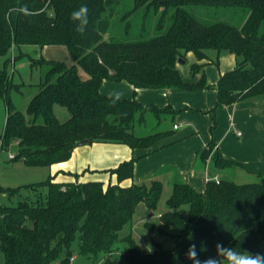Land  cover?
Returning <instances> with one entry per match:
<instances>
[{
  "label": "trees",
  "instance_id": "16d2710c",
  "mask_svg": "<svg viewBox=\"0 0 264 264\" xmlns=\"http://www.w3.org/2000/svg\"><path fill=\"white\" fill-rule=\"evenodd\" d=\"M134 7L121 19L125 27L120 38L114 29L116 9L124 0H0V56L14 46L68 48L75 64L48 61L37 93L25 111L11 98L22 84H13L0 70V100L6 101L7 118L0 131V148L16 150L12 161L50 167L67 161L73 150L93 143L127 144L133 149H150L166 132L138 136L137 125H145L148 114L160 125L173 118L171 107L144 106L137 100L110 98L100 92L104 80L126 81L135 88H205L204 76L197 84L186 83L178 69L188 54L199 60L209 52L235 54L238 66L221 76L217 85V107L249 98H264V0H133ZM27 5L30 15L19 9ZM88 8V24L78 33L73 11ZM241 8L249 11L241 28L225 22L205 24L188 7ZM140 13H143L141 16ZM52 14V16H50ZM135 18L144 20L135 28ZM154 19L157 35L144 38ZM10 60H8L9 62ZM7 62V63H8ZM81 66L89 75L82 80ZM201 66L192 67L196 73ZM69 117L61 121L56 108ZM217 169L231 166L211 144L210 154ZM136 159L122 163L113 173L117 184L101 182H46L17 188L0 187L15 205L0 206V252L5 264H70L74 245L78 254L93 264H119L113 259L121 242L120 232L129 224L139 204L155 212L164 192L161 181L123 187L131 179ZM257 183L237 184L230 180L209 181L204 192L190 184L175 182L161 214V224L146 223L158 238H174V247L142 250L131 236L127 243L128 264H193L187 258L191 244L199 259L216 256V244L264 254V173ZM30 194L22 196V190ZM169 228L168 232L165 228Z\"/></svg>",
  "mask_w": 264,
  "mask_h": 264
},
{
  "label": "crops",
  "instance_id": "0c3cea01",
  "mask_svg": "<svg viewBox=\"0 0 264 264\" xmlns=\"http://www.w3.org/2000/svg\"><path fill=\"white\" fill-rule=\"evenodd\" d=\"M41 52V57L48 61L64 62L69 67L75 64L65 46L47 45ZM195 65L201 68L193 73ZM237 66L236 55L226 51L210 53L207 60L188 54L187 59L178 64L182 79L197 84L204 76L208 85L205 88L137 89L126 81L104 80L100 92L107 97L137 100L144 106L154 105L160 109L171 107L174 117L161 123L160 131L167 134L150 149H133L116 143L78 146L67 161L48 167V177L60 183L101 182L107 187L119 183L113 170L132 159H136L133 177L124 180L120 184L123 187L150 185L152 180H158L165 191L172 192L175 182H184L204 192L208 179L218 176L223 180L221 174L227 170L231 177L240 180L258 177V173H264V98H249L217 107L218 82L223 74L234 71ZM78 74L84 81L89 79L81 66H78ZM64 116L67 119L69 114ZM211 144L231 166L217 169L213 153L203 159L202 153Z\"/></svg>",
  "mask_w": 264,
  "mask_h": 264
},
{
  "label": "rangeland",
  "instance_id": "374dc122",
  "mask_svg": "<svg viewBox=\"0 0 264 264\" xmlns=\"http://www.w3.org/2000/svg\"><path fill=\"white\" fill-rule=\"evenodd\" d=\"M134 7L133 0H124L123 4L116 9L115 16L113 18L114 29L118 33L120 38L127 39L124 35L123 20L121 17L129 10ZM189 12L195 15L201 22L205 24H214L218 22H225L235 27L241 28L246 22L249 11L241 8H211V7H197L191 6L187 8ZM143 13H140L141 16ZM134 19V17L132 18ZM135 28L141 27L143 21L140 18H135ZM148 30L145 32L144 38L157 35L155 29L154 19L149 17L145 21ZM41 47L38 46H24L18 50L16 47H12L7 56H0V70L6 71L11 77L13 84H22L19 92L13 91L11 98L16 104L17 108L21 111H25L31 98L37 93V89L34 87L44 77L47 66L40 64L37 59L41 58ZM217 54L216 51L209 52ZM8 60H10L8 62ZM8 62V63H7ZM60 111H64L63 114ZM68 112L60 107L56 108V114L61 121L67 120L65 114ZM7 116L6 101L0 100V131L4 129ZM162 130V124L158 125L153 115L148 114L145 125H137L135 133L138 136L149 135ZM8 152L17 153L14 149L8 151L0 150V187L4 188H17L25 185L43 183L48 180L49 168L45 166H34L29 165L23 160L12 161L9 160ZM222 173L223 180L234 181L237 184L257 183L260 181L259 177L252 176L249 179H237L231 177L227 172ZM227 173V174H226ZM150 186V185H149ZM30 194V191L22 190V196ZM171 192L169 189L164 190L162 198L159 202L158 208L155 212L151 211L144 203L138 205L135 215L132 221L127 224L120 232L121 242H119V248L113 256V259H117L119 264H128L127 261V243L123 240L131 236L133 240L142 250H147L150 245L152 249L156 247H163L165 250H171L174 247V238L167 236L164 238H158L153 233L145 228L146 223L161 224L160 216L166 211V202L170 197ZM21 198L19 196L9 200L4 195H0V206L1 205H15ZM165 228V227H164ZM168 232L169 228H165ZM155 242L161 244V246ZM74 256L75 259L70 264H93L91 260L80 256L77 250V244L74 245ZM0 264H5V257L0 252Z\"/></svg>",
  "mask_w": 264,
  "mask_h": 264
},
{
  "label": "clouds",
  "instance_id": "9594fccd",
  "mask_svg": "<svg viewBox=\"0 0 264 264\" xmlns=\"http://www.w3.org/2000/svg\"><path fill=\"white\" fill-rule=\"evenodd\" d=\"M19 11L26 16L31 14L27 5L22 6ZM71 19L73 21H78L76 31L78 33H83L88 24L87 6L82 5L78 10L73 11ZM147 250L149 252L153 251L150 245ZM186 255L189 260L193 261V264H264V254H252L246 250L237 251L235 248L225 247L222 243L216 244L215 257H208L201 261L194 243L189 246Z\"/></svg>",
  "mask_w": 264,
  "mask_h": 264
},
{
  "label": "built area",
  "instance_id": "2783aa9c",
  "mask_svg": "<svg viewBox=\"0 0 264 264\" xmlns=\"http://www.w3.org/2000/svg\"><path fill=\"white\" fill-rule=\"evenodd\" d=\"M174 128L177 129L178 128V125H175ZM0 150H2V149L0 148ZM8 154H9V157H8L9 160H14L15 159V157H16V154L15 153L8 152ZM209 181H215L216 183H219L220 182V179L218 178V176H215L213 178L208 179V182ZM74 259H75V256L71 259V261H73ZM55 264H59V263H55Z\"/></svg>",
  "mask_w": 264,
  "mask_h": 264
},
{
  "label": "water",
  "instance_id": "95a60500",
  "mask_svg": "<svg viewBox=\"0 0 264 264\" xmlns=\"http://www.w3.org/2000/svg\"><path fill=\"white\" fill-rule=\"evenodd\" d=\"M50 16H52V14H50ZM179 62L181 63V62H184L183 60H179Z\"/></svg>",
  "mask_w": 264,
  "mask_h": 264
}]
</instances>
